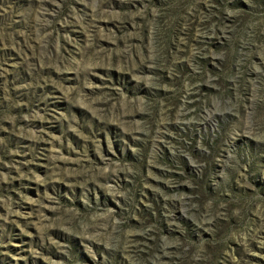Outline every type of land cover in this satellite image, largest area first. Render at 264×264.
<instances>
[{"label": "rangeland", "instance_id": "obj_1", "mask_svg": "<svg viewBox=\"0 0 264 264\" xmlns=\"http://www.w3.org/2000/svg\"><path fill=\"white\" fill-rule=\"evenodd\" d=\"M0 264H264V0H0Z\"/></svg>", "mask_w": 264, "mask_h": 264}]
</instances>
